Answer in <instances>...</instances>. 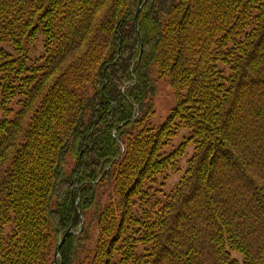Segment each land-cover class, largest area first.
<instances>
[{
  "label": "trees",
  "instance_id": "trees-1",
  "mask_svg": "<svg viewBox=\"0 0 264 264\" xmlns=\"http://www.w3.org/2000/svg\"><path fill=\"white\" fill-rule=\"evenodd\" d=\"M138 2L0 0V264H264V0Z\"/></svg>",
  "mask_w": 264,
  "mask_h": 264
},
{
  "label": "rangeland",
  "instance_id": "rangeland-1",
  "mask_svg": "<svg viewBox=\"0 0 264 264\" xmlns=\"http://www.w3.org/2000/svg\"><path fill=\"white\" fill-rule=\"evenodd\" d=\"M5 49L8 50V52L12 53V49L9 46L3 45ZM42 51V43L40 40L36 41L30 46V56L32 58L38 57V54H40ZM14 54V53H13ZM154 104V110L155 115L152 118V123L156 126L160 125L163 121H165L166 117L169 115L171 108H173L176 104V98L173 91L172 86L169 84V82L164 79L160 80L158 82V89L153 101ZM188 135V130L185 128H181L177 135L173 138L171 145L167 146L165 148L166 151H170L172 148L176 147L178 144H180L183 141V138ZM192 147V146H191ZM191 147H189L188 151L186 152V155H190L191 153ZM180 169L173 172L167 173V180L165 181L164 190L168 191L174 183L178 180V178L182 175L184 168H185V160L184 158L179 162Z\"/></svg>",
  "mask_w": 264,
  "mask_h": 264
},
{
  "label": "water",
  "instance_id": "water-1",
  "mask_svg": "<svg viewBox=\"0 0 264 264\" xmlns=\"http://www.w3.org/2000/svg\"><path fill=\"white\" fill-rule=\"evenodd\" d=\"M140 9H141V4H140V0L138 2V8H137V12H136V15H135V19H137V16L140 12ZM68 232H71V230H68ZM64 238L62 240H60L58 242V244L55 246V250H54V263L57 264V257H58V254H59V249H60V246L63 242Z\"/></svg>",
  "mask_w": 264,
  "mask_h": 264
}]
</instances>
